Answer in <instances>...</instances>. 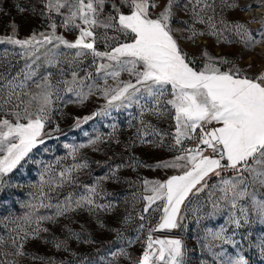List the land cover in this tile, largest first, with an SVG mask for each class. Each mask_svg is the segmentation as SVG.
<instances>
[{
  "label": "snow or ice",
  "instance_id": "6c2138e0",
  "mask_svg": "<svg viewBox=\"0 0 264 264\" xmlns=\"http://www.w3.org/2000/svg\"><path fill=\"white\" fill-rule=\"evenodd\" d=\"M42 2L43 10L39 15L45 16L49 21L48 31L33 32L21 39L16 35L17 26L13 23L12 34L0 36V44L19 46L23 50L20 56L26 59L27 69L18 83L17 77L21 73L0 85V93L5 90L7 93L0 96V191L6 187L3 177L18 166L22 167L33 149L44 143V136L47 135L44 129L46 123L50 122L53 111L54 85L51 71H46L42 76L39 74L41 65L38 61L41 56L38 53L41 48H45L42 54L45 64L57 67L61 77L65 75V68L59 67L61 62L72 69L71 80L62 79L57 83L65 85L66 92H75L78 102L87 100L93 88L101 89V85L95 81L87 83L93 79V72L85 71L81 76L76 70L90 57L97 79L103 80V95L109 97L103 114H108V107L119 109L136 105L141 110V117L147 114L172 122L174 132L165 135L173 137L171 147L177 148L180 154L171 160L160 162L157 167L178 169L179 174L168 176L164 180L143 181L144 191L150 193L142 197L146 201L143 212L158 211L161 214L157 224L148 228L141 255L133 264H186V250L181 239L154 238L153 233L182 227L184 217L181 210L185 201L194 191L208 189L209 180L213 178H218V182L210 187L220 195L217 197L215 192L209 193L210 216L227 207V223L234 225L235 229H241L253 220L264 224V70L248 75L246 69L240 68L234 61L212 57L207 51L201 53L203 65L197 68L196 58L190 57L178 42L177 34L185 29L173 26L174 21L188 24L186 20L177 19V11H191L193 25H206L208 35L219 37L221 32L214 22V15H206L208 11L215 13L213 3L208 0H186L183 4L180 0ZM253 6L246 4L242 10ZM255 6L264 8V0H255ZM15 7L21 13L27 10L19 4ZM226 7L241 8L236 0H231ZM32 11L35 12L36 9L32 8ZM57 16L60 17L59 24ZM253 22L259 25L257 29L249 27ZM220 23L224 30L234 32L239 43L245 47L264 44V12L259 18L253 16L246 22L221 20ZM58 27L74 34L75 38L69 40L64 33L58 34ZM101 29L102 33L99 31ZM186 30L190 33L187 39L192 41L197 35L205 34L192 26ZM109 32L113 34L109 35ZM224 39L226 42H233L227 37ZM98 41L104 43L105 50H99ZM28 60L31 62L28 63ZM223 65H228L227 70H222ZM251 68L252 65L249 64L247 69ZM122 73H128L130 79L120 80ZM36 77L39 78L34 79ZM109 78L116 82V87L108 85ZM29 82L39 91L31 92ZM85 88L88 89L87 92L84 91ZM99 114L101 113H93V116ZM91 118L85 117L84 120ZM143 123L141 120V124ZM187 141H193L194 146L182 147ZM75 152L76 149L73 148L72 153ZM87 167V163H82L62 171V183H75L72 171ZM85 187L87 195L73 200L69 194L63 202L55 205L44 203L49 197L41 190L43 199L38 204L26 205L29 211L11 220L5 217L4 227L7 229L9 223L14 227L10 229L12 235L7 241L0 238V243H7L11 247V251L4 255L25 257L26 246L31 241L43 240L41 234L49 232V228L43 226L44 221L55 224L57 218L78 209L87 208L92 211L93 206L103 208V205H95L93 199L97 187ZM157 201L160 205L153 208ZM39 208L54 209V212L52 215H38ZM127 219L126 217L125 222ZM140 219L143 221L145 217L141 215ZM140 228L144 229L143 223ZM235 229L231 235L223 225L215 231L205 230V241L210 238L219 242L218 245H203L212 252L215 264H250L234 239L237 235ZM251 235L250 232L247 233L242 236V240H248ZM43 242L48 243L47 240ZM62 244L63 241H55L57 249ZM226 244L236 247L235 255L223 250L213 252L214 247ZM248 246L258 249L259 255L264 257V234L256 239L255 244L248 241ZM119 254L128 255L123 249ZM116 255V252L112 253V256ZM0 264L20 262L18 259H0ZM200 264H209V261L201 260Z\"/></svg>",
  "mask_w": 264,
  "mask_h": 264
},
{
  "label": "rangeland",
  "instance_id": "374dc122",
  "mask_svg": "<svg viewBox=\"0 0 264 264\" xmlns=\"http://www.w3.org/2000/svg\"><path fill=\"white\" fill-rule=\"evenodd\" d=\"M180 2L183 4L186 0H180ZM208 2L213 3L215 13L208 11L206 15H214V22L221 32L219 37L208 35L206 25L199 23L193 25L191 11L180 10L176 13L177 19L188 21L187 25L175 21L173 24L176 28L185 29L177 34L178 42L190 57L196 58L195 66L202 67L204 58L201 53L207 51L212 57H223L234 61L237 66L246 69L248 75L264 70V44L245 47L239 43L234 32L224 30L220 23L221 20L248 21L253 16L242 8L246 4L255 5V0H236L241 6L237 9L226 7L231 0H208ZM17 4L26 7L27 10L24 13L19 12L15 7ZM32 8L36 11L33 12ZM0 9H2L0 36L12 34L13 23L17 26L16 35L21 39L27 38L33 32L49 30V21L45 16L39 15L43 10L42 0H0ZM56 20L59 24L60 17L57 16ZM190 26L205 34L197 35L194 41L187 39L190 33L186 29ZM249 27L257 29L259 25L253 22ZM99 31L103 32L102 29ZM57 32L64 33L69 40L75 38L74 34L67 33L63 28L58 27ZM112 34L109 32V35ZM225 37L233 42H226ZM98 47L101 51L105 50L103 42L98 41ZM22 51L19 46L0 44V77H2L0 85L16 77L17 73H21V76L17 77V83L23 78V72L27 69L25 68L26 59L20 56ZM44 51L45 48H41L38 53L41 56L38 61L41 65L39 74L42 76L46 74V71L53 73L51 78L54 85L53 111L50 122L45 125L44 131L47 135L44 136V143L33 149L22 167L18 166L13 172L3 177L6 187L0 191V238L7 241L12 235L10 229L14 227L9 223L6 229L3 224L4 218L8 217L11 220L29 211L26 205L38 204L43 199L40 195L41 190L49 197L44 200V203L50 202L55 205L57 202H63L69 194L73 200L79 199L88 194L85 186L88 188L96 186L97 192L93 196L95 205L104 207L93 206L92 211H88L87 208L78 209L57 218L55 224L44 221L43 226L49 228V232L42 233L41 236L48 243H44L43 240L31 241L26 246L27 255L20 258L5 256V252L11 251V247L7 243H0V259L8 261L18 259L20 264H133V261L141 255L148 228L157 224L161 214L158 211L143 212L146 201L142 197L150 194L144 191L143 181L164 180L168 176L179 174L178 169L157 167L160 162L171 160L180 154L177 148L171 147L174 143L173 137L165 135V133L174 132L172 122L147 114L141 117V110L136 105L119 109L108 107V114H103L109 97L103 95V80L97 79L90 57L84 60L76 70L81 76L85 71L93 72V79L87 83L91 84L95 81L101 85V89L93 88L87 100L78 102L75 92L68 93L65 91V85L57 83L62 79L71 80L72 69H68L61 62L59 67L65 68V75L61 77L57 67L45 64L42 55ZM249 64L252 65L250 70L247 69ZM227 68L228 65L222 66V70ZM119 79L127 81L130 77L128 73H122ZM108 85L114 88L116 82L109 78ZM29 90L33 93L39 91L32 82H29ZM84 91L87 92L88 89L85 88ZM6 94L5 90L4 93H0V96ZM33 103L35 105V102ZM93 113L101 114L93 116ZM85 117L92 118L85 121ZM141 120L144 121L143 124ZM149 124L151 127L146 128L145 126ZM97 137L100 139L97 140ZM81 145L84 147H80ZM192 146H194L193 141H187L182 145V147ZM73 148L76 149L75 153H72ZM82 163H87L88 167L71 173L75 183H62L63 178L60 173ZM217 182L218 178H213L209 180L208 189L190 194L181 210V215L184 217L181 221L182 227L153 233L154 238L181 239L185 245L186 264H200L201 260L215 264L212 252L203 245L205 243L218 245L219 242L212 241L210 238L205 241V230L215 231L223 225L231 235L235 229L234 225L227 223L229 219L227 207H223L214 215H209L211 212L209 193L215 192L217 197L220 195L218 191L210 187ZM61 184L62 186H58ZM159 205L160 202L157 201L153 208ZM53 212L54 209H37L38 215H52ZM141 215L145 217L143 221L140 219ZM126 217L127 222H125ZM141 223L144 224L143 230L140 228ZM235 231L237 235L234 239L250 260V264H264V257L259 255L258 249L248 246V241L255 244L256 239L264 234V224L253 220L252 223ZM249 232L252 235L248 237V240H242V236H246ZM55 241H63L64 244L57 249ZM85 241L88 242L85 243ZM121 249L128 255H120ZM222 250L235 255L237 249L234 245L227 244L213 248V252ZM113 252L117 253L115 257L112 256ZM32 257L42 259L33 260Z\"/></svg>",
  "mask_w": 264,
  "mask_h": 264
},
{
  "label": "bare ground",
  "instance_id": "6f19581e",
  "mask_svg": "<svg viewBox=\"0 0 264 264\" xmlns=\"http://www.w3.org/2000/svg\"><path fill=\"white\" fill-rule=\"evenodd\" d=\"M262 12H264V8L256 7L255 5L250 9H247V13L255 17H259Z\"/></svg>",
  "mask_w": 264,
  "mask_h": 264
}]
</instances>
